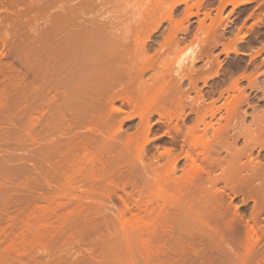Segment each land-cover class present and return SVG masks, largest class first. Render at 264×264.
Returning <instances> with one entry per match:
<instances>
[{
    "label": "rangeland",
    "instance_id": "obj_1",
    "mask_svg": "<svg viewBox=\"0 0 264 264\" xmlns=\"http://www.w3.org/2000/svg\"><path fill=\"white\" fill-rule=\"evenodd\" d=\"M103 1L0 0V264H264V194L258 189L264 173L258 180L262 171H249L254 162L264 165V150L262 156L258 149L251 156L233 153L244 142H234L232 130L249 126L248 143H264V0H202L198 18L183 20L179 29L184 33L177 29L175 41L162 53L167 65L174 63L170 70L178 60L189 68L192 51L203 47L198 20L209 14L205 26L218 43L208 40L211 48L193 71L209 76L205 84L197 82L205 105L219 108L214 109L216 120L227 118L220 122L227 131L222 141L208 134V155L223 169L231 161V171L214 167L191 179L181 171L184 159L175 173L164 171L162 159L156 171H137V147L144 140L143 133H136L139 120L120 124L126 115L109 116L106 96H89L91 20H102L108 9H123L122 0H109L106 7ZM177 1L163 0L159 13L151 7L162 16L172 8L173 19L181 21L186 7L199 0ZM136 5L129 8L136 7L137 14L143 7ZM161 21L154 32L146 30L151 54L172 27ZM250 75L259 89L246 88ZM237 79H242L240 90L245 88L248 103L229 90ZM183 86L196 98L187 81ZM125 105L122 109L131 112ZM190 112L185 109V123L163 118L156 124L157 115L151 117L148 158L167 148L179 152L182 137L172 127L191 125L195 115ZM119 125L124 143L95 134H108ZM199 153H193L197 163L206 166ZM224 174L235 179V189L218 180ZM251 174L258 175L256 180L249 179Z\"/></svg>",
    "mask_w": 264,
    "mask_h": 264
},
{
    "label": "bare ground",
    "instance_id": "obj_2",
    "mask_svg": "<svg viewBox=\"0 0 264 264\" xmlns=\"http://www.w3.org/2000/svg\"><path fill=\"white\" fill-rule=\"evenodd\" d=\"M135 1L133 0L134 3H136L137 5H140L139 7L141 8L143 7L142 9L144 10L138 9L137 14H136V11H135L136 7L135 9L134 7L131 8V11L129 8V6L136 5V4L132 3L131 0H124V1L122 0V2L119 1L121 5L123 6L122 10L120 9L122 7H118L119 9L118 8L116 9L118 10V12L114 11L113 9H108L101 16L102 20H99V19L91 20V27L88 32L89 34H88V54H87V65H88L87 90H88L90 98L93 99L94 97L97 96L99 92L103 94L104 96H106L104 103L106 104V108L108 109V114L110 113L109 116L113 117L114 114L117 115L118 113L126 115L125 118L122 119L121 122H119L120 124L124 120H130L132 118H137L139 120L138 121L139 126H137V124L135 126V127H139V131H138V128L136 130L139 133L136 131L135 132L137 134L143 133L144 140L143 142H141L140 140L141 143L139 146L136 145L138 146L137 147L138 155L136 157V160H135L136 163L134 166L137 171H147V172L156 171L155 165L158 163V159L166 160L167 164H166V167L164 168V171H171L172 173H175V171H177L178 169L177 166L179 164V161L184 159L186 163V167H184L181 171L184 172V176L186 177V179L188 178L191 179L194 176L198 178L200 177L198 174V171H201V172L210 171L209 169H213L214 167L216 169L219 168L220 171H231V161H228L226 168L223 169L222 167H220V163L217 160L211 159L208 155V150L212 142V141L211 142L208 141L207 139L208 134L210 136L212 135L213 140L217 138L218 136H222V138H220L222 141L223 136H224L222 135V133H225V132L227 133V131L224 128V126L223 127L221 126L222 124L220 125V122L222 119L220 121L219 119L216 120L217 119L216 113L219 110V108L215 107L218 110H214L215 108L214 109L212 108L213 105H210V107L206 106L205 105L206 101L203 99L204 96L201 94L200 90H197V82L201 80L205 84L206 80L209 79L208 74L210 72L207 74L208 76L207 77L208 79H207L206 76L201 78V76H199V73H196L195 71H193V68H194L193 65L202 57L207 56V51H209L211 48L210 45H208L210 46L208 47L206 44L208 43V40L210 43L211 42L213 43L214 39L217 40L215 38L216 36L214 35V33H212V29L210 27L205 26V20L210 19L209 14L204 13L203 19L198 20L197 32L200 35L199 39L202 40L200 43L201 45H203V47L201 46V48L196 49L197 50V51L195 50L196 52L192 51L191 53L192 55L189 57V62H188L190 63V67L188 66L189 68H186L184 66L183 64L184 60H178L176 61V63L178 64L177 68L170 70L169 67L173 66L174 63H172L171 65L169 64L170 65L169 66L167 65L168 62L165 61V58L161 57L162 53L168 47V44L170 42L175 41L174 39L176 38V34L179 32H182L181 30L184 29V28L179 29L181 26H183V20L188 21V19L191 17L198 18L199 7L201 5L202 0H199L198 3L196 4H192V7H194L197 10L195 13L191 12L192 7H189V6L186 7L187 9L185 11V16L183 19H181V21L179 20L176 21L173 19L172 8H170L171 10L165 11L163 16L160 15L162 13L158 14L161 8V6L160 8L158 6L160 4H163V0H135ZM179 1H182V0H178L176 3L178 4ZM182 2L184 4V1ZM103 3H104V6L106 7L110 5L111 1L105 0L103 1ZM120 3L118 4L119 6H120ZM122 3L126 5V8L124 4ZM153 5L154 7H157V9L155 8L157 11L154 9V7H151ZM185 6L187 5L185 4ZM172 7L174 6L172 5ZM127 8H129L128 9L129 11H126ZM119 10L121 11L122 15L119 13L120 12ZM155 11L158 12L157 13L158 16ZM150 12L152 13L151 15H150ZM153 12H155V14ZM152 15L154 16L156 15L157 17L161 16L162 18L159 17L160 19L156 20V16L154 17ZM161 20L169 21L170 24H172V27L170 28L167 38L164 39L163 44L159 45L158 46L159 49L156 50V52L154 53L152 52L151 54L150 52L152 49L148 45L150 33L156 30V27L160 24V22H162ZM148 28L150 29V33H147L146 31ZM177 29H179L180 31L177 32L178 31ZM184 31L182 33H184ZM196 36L198 37V35ZM215 43L216 42H214V45ZM228 45H229V42H228ZM205 46L208 48H206V50H203ZM223 46L227 48L226 45H223ZM223 46L222 48L225 49V47ZM166 65L168 67H166ZM174 66L176 67V65ZM217 67H220L219 62H218ZM184 68H186L187 70L186 72H184L185 71ZM211 69L212 68H210V70ZM216 74L217 73L215 71L214 75ZM211 78H212V75H211ZM241 80L242 79H237V80H234L233 83L231 82L232 85L229 87V90H231L232 93L237 92L236 94H239L238 96L240 97L242 102L246 103L248 101V98L244 97V93H246L244 92L245 88H242V90H240ZM185 81H187L188 83L189 92L190 90L195 92L196 98H193V99L192 97L190 98L187 95L188 91L186 90L187 91L186 92L185 88L182 89L184 87L183 84H185ZM246 82H247V86H246L247 89L252 90L254 88L255 89L260 88L255 78V75L246 78ZM124 90H128L130 92L128 93L125 91L126 93H124ZM100 93L99 95H101ZM103 99L104 97H102V100ZM118 100L121 102V105L124 103L127 104L130 107L131 112L128 113L122 109V106H126L125 104L122 106L121 105L116 106V103L119 102ZM186 108H188L195 115L194 117L195 120L192 122V124L189 123L191 125L184 127V130L179 128L177 125L172 127V130L174 131V133L182 137L181 138L182 143L180 144L181 146H180L179 152H177V154H174L175 147L173 149L167 148L162 153H160L158 157L152 158V159L148 158L147 151H146V145L149 142L148 134L153 127L150 122L151 117L153 115H157L159 120H157L158 123L156 124L162 123L163 118H167L169 123H171L173 119H175L176 121L180 120L184 122L185 121L184 118L186 116V113H185ZM228 112L229 111H227V113ZM109 116H106V117L109 118ZM90 118H91L90 123L94 128L96 119L95 117H92V116ZM207 118L209 119L208 122L206 120ZM243 118L244 117L240 118V120L241 119L244 120ZM223 119L225 121L227 118L226 119L223 118ZM241 122L243 123V121ZM241 126H243V124H241ZM119 128H120V125L118 126L117 129L115 128L116 130L115 129L112 130L113 132L110 131L111 132V133L109 132L110 134L105 133V135H104V132L99 134L95 131V129L94 131H95V134L98 136L109 137L108 139L111 141H114V142L121 141L124 143V141H122L123 139H121L123 136L122 137L120 136L119 132L121 129ZM243 128L244 127H242V129L241 128L239 129L237 128V126L233 127V129L231 128L234 131L233 133L234 142H236V140L239 138H242L244 142L243 147H241V149L233 153L245 154L249 152L248 156H251L250 154L253 153V151L258 149L257 155L260 156L261 151L264 150V143L258 144L255 140L248 143L247 137H248V133L250 132V127L248 126L245 129ZM232 130L231 132H233ZM165 132L168 135L170 134L169 129H167V131ZM225 136H227V134ZM134 138L137 139V137L135 136ZM126 139H129V138L127 137ZM217 139L220 140L219 137ZM186 147L188 148L187 150H186ZM197 149H200L199 154H200L201 160L205 162L206 166L200 165L197 163V159L193 155L194 151ZM250 165L251 166L249 167V171H262V173L259 172L260 173V174L258 173L259 177H256L258 175H256L257 173L255 172L256 174H251V176H249V179L254 180V178L256 177V178H259L258 180H260L261 174L264 173V165H261L257 162H254L253 164H250ZM254 175L256 176L254 177ZM263 178L261 179V181L263 182L260 181V185H259L260 187L258 186L259 187L258 189H261L263 191L262 192L258 190L259 192H262L261 196H263L264 194ZM249 179H248V183L250 185L251 181ZM218 180H222L224 183H229L230 190L235 189L234 186L237 184L236 182H234L235 179L233 181L232 179H230L228 175H225V174L222 176L221 179H218ZM177 182L178 181H174V184H176ZM262 198H263L262 200H264V196ZM180 213L182 214V211ZM204 227H207V225L204 224ZM249 229H250L249 238L251 239L254 230L251 227H249Z\"/></svg>",
    "mask_w": 264,
    "mask_h": 264
}]
</instances>
